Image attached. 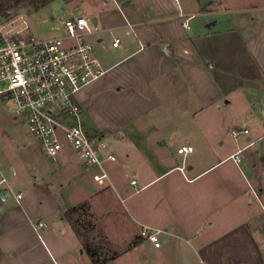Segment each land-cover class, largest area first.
Listing matches in <instances>:
<instances>
[{
    "label": "crops",
    "instance_id": "obj_1",
    "mask_svg": "<svg viewBox=\"0 0 264 264\" xmlns=\"http://www.w3.org/2000/svg\"><path fill=\"white\" fill-rule=\"evenodd\" d=\"M42 10L58 28L51 37L72 15L93 22L89 40L106 74L77 100L83 125L116 161L102 186L74 148L52 163L5 111L0 264H95L64 216L75 207L89 235L105 240L102 264L122 253L106 232L114 214L128 232L124 252L154 245L140 236L151 227L160 247L184 239L203 264H264V0H52L31 15ZM238 122L249 133L224 154L221 129L230 124L232 134ZM184 143L194 152L178 154Z\"/></svg>",
    "mask_w": 264,
    "mask_h": 264
},
{
    "label": "built area",
    "instance_id": "obj_2",
    "mask_svg": "<svg viewBox=\"0 0 264 264\" xmlns=\"http://www.w3.org/2000/svg\"><path fill=\"white\" fill-rule=\"evenodd\" d=\"M4 20L0 16V100L10 103L9 111L27 124L31 136L49 157L57 160L69 145L82 163L93 169L94 181L108 186V164L116 161V155L105 153L108 142L85 128L83 109L77 100L80 91L106 74L89 40L94 32L92 20L72 15L64 20V34L49 38L23 35L24 28H10ZM188 22L189 18L184 23L186 28H190ZM241 133L248 134L249 130L232 129L236 139ZM194 150L190 143L177 148L182 156ZM241 152L232 155L237 163L242 161ZM6 182L5 177L0 179V185ZM159 235L160 231L151 227L140 231L141 237L157 247L161 245Z\"/></svg>",
    "mask_w": 264,
    "mask_h": 264
},
{
    "label": "rangeland",
    "instance_id": "obj_3",
    "mask_svg": "<svg viewBox=\"0 0 264 264\" xmlns=\"http://www.w3.org/2000/svg\"><path fill=\"white\" fill-rule=\"evenodd\" d=\"M201 1L203 3H210V0ZM222 1L224 3L234 2V0ZM37 4L38 3L33 0L11 2L8 7V13H10L9 16H0L5 19L4 23L8 24L10 28L15 26H18V28H24L25 31L23 32V35L32 34L42 38L51 37L56 33L58 28L56 24H54V22H52L53 24H51V22L49 21L51 17L45 10H42L38 13H33L31 15ZM195 20H193V24L196 23L198 19L196 21ZM196 27H198V25ZM9 107L10 103L0 100L1 122H6L9 119L6 114L7 111L9 112ZM20 121L23 120L21 119ZM229 125L230 124H226L224 125V128L222 127L221 129L222 133L220 139L224 144L222 146V152H224V154H229L236 144V139L231 134V131L229 133ZM235 127L236 129L242 127V123L238 122L237 124H235ZM239 140L242 141L243 136H240ZM247 152H244L243 155H245V153ZM50 161L52 162L51 158ZM114 215L109 217L110 221H106V232L114 241L116 250L122 252L115 259L114 264H203L200 257L201 253L197 251V249H195L191 244L187 243L184 239L181 238L169 237L167 241L164 242L162 247H157L148 241H144L131 250L124 252L130 241L128 232L125 229L119 227L114 222V218H116V220L118 219V216ZM88 219L89 218L86 215L78 218V223L82 229H88ZM116 222L118 223L119 221L117 220ZM89 238L94 246L98 249L97 256H99L100 259H103L106 252L104 244L105 240L92 235H89Z\"/></svg>",
    "mask_w": 264,
    "mask_h": 264
},
{
    "label": "trees",
    "instance_id": "obj_4",
    "mask_svg": "<svg viewBox=\"0 0 264 264\" xmlns=\"http://www.w3.org/2000/svg\"><path fill=\"white\" fill-rule=\"evenodd\" d=\"M23 1H26V0H0V15H6V13H8V7L11 4V2H23ZM33 1H36L38 3L37 6L34 8V11H36L40 9L41 7L45 6L46 4H48L49 2H51L52 0H33ZM78 210H79L78 207L68 210L64 214L65 218H67V220L71 223L75 234L82 240L84 247L87 249L88 253L93 258L94 263L102 264L104 262H107V260L105 259L100 261L97 258L96 251L92 249L94 244L91 242L89 238L90 230H87V229L83 230L78 223V218H77ZM137 242L138 240L135 241V243Z\"/></svg>",
    "mask_w": 264,
    "mask_h": 264
},
{
    "label": "water",
    "instance_id": "obj_5",
    "mask_svg": "<svg viewBox=\"0 0 264 264\" xmlns=\"http://www.w3.org/2000/svg\"><path fill=\"white\" fill-rule=\"evenodd\" d=\"M10 13H6V17L9 16ZM3 194H9L7 191L2 192Z\"/></svg>",
    "mask_w": 264,
    "mask_h": 264
}]
</instances>
